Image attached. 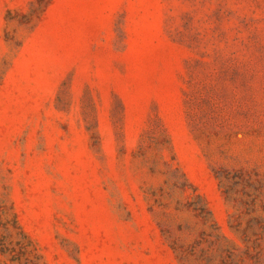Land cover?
Instances as JSON below:
<instances>
[{
  "label": "rangeland",
  "instance_id": "obj_1",
  "mask_svg": "<svg viewBox=\"0 0 264 264\" xmlns=\"http://www.w3.org/2000/svg\"><path fill=\"white\" fill-rule=\"evenodd\" d=\"M0 264H264V0H0Z\"/></svg>",
  "mask_w": 264,
  "mask_h": 264
}]
</instances>
